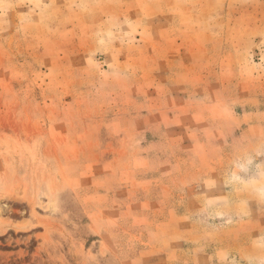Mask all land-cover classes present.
Here are the masks:
<instances>
[{
  "label": "rangeland",
  "instance_id": "1",
  "mask_svg": "<svg viewBox=\"0 0 264 264\" xmlns=\"http://www.w3.org/2000/svg\"><path fill=\"white\" fill-rule=\"evenodd\" d=\"M0 264H264V0H0Z\"/></svg>",
  "mask_w": 264,
  "mask_h": 264
}]
</instances>
